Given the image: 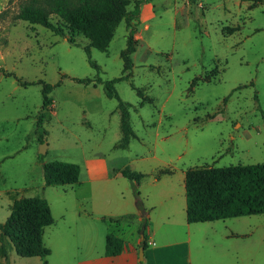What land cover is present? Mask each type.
Instances as JSON below:
<instances>
[{"label":"rangeland","instance_id":"1","mask_svg":"<svg viewBox=\"0 0 264 264\" xmlns=\"http://www.w3.org/2000/svg\"><path fill=\"white\" fill-rule=\"evenodd\" d=\"M135 1L128 0L127 11ZM194 1L143 0L131 20L137 39L133 68L129 79L114 83L133 130L122 148L117 99L107 97L100 84L74 79L96 76L82 48L88 40L67 28L61 36L17 19L31 0H0V67L14 74L0 72V222L10 212L8 198L39 195L41 187L47 189L55 221L72 204L70 186L43 184L42 168L34 165L41 149L43 161L73 162L81 172L96 165L97 171L127 166L144 173L138 190L147 203L159 199L148 182L160 169L172 171L164 175V187L176 198L181 172L188 168L264 162V0ZM49 18L63 25L57 16ZM231 28L237 30L227 34ZM127 30L123 19L104 50L91 48L102 80L121 75ZM69 36L79 46L69 44ZM15 76L54 85L51 103L41 107V85L21 86ZM123 181L115 188L130 187L128 179ZM198 225L203 226L190 231L189 264H264V214ZM155 226L159 244L165 225ZM172 228L177 240L185 237L180 225ZM111 231L125 240L134 235L131 226ZM76 239L66 254L46 228L43 242L50 254L45 258L18 256L4 240L8 262L0 255V264H75L89 242L80 233ZM177 261L185 263L182 257Z\"/></svg>","mask_w":264,"mask_h":264},{"label":"trees","instance_id":"2","mask_svg":"<svg viewBox=\"0 0 264 264\" xmlns=\"http://www.w3.org/2000/svg\"><path fill=\"white\" fill-rule=\"evenodd\" d=\"M142 1L136 0L133 9L127 11L128 0H31L22 6L16 14L17 19L30 24H40L55 34L65 36L64 28H67L71 32L83 35L88 40V43L82 48L89 65L96 70V76L74 79L85 85L100 84L107 97L117 99L121 128L118 147L122 148L129 143L133 136V130L128 121L129 112L126 103L119 98L114 83L119 80H127L131 75L133 68L131 55L135 51L137 42L135 27L132 26L131 20L138 16L139 5ZM191 2L195 1L191 0ZM52 14L62 21V26L51 22L49 16ZM123 19L127 22L128 30L125 47L120 51L122 73L119 77L102 80L98 75L99 66L91 58V48L104 50L116 27ZM236 30V28H231L226 33L231 34ZM66 40L69 44L79 46L70 36ZM0 72L4 75L14 76L13 73H6L1 67ZM15 79L21 86L40 84L41 107H46L51 103L48 94L54 85L46 83L42 79L21 81L16 76ZM132 88L134 87L132 86ZM140 105H143V101L140 102ZM38 160L41 163L45 186L72 185L78 181L80 172L78 164L61 160L43 161L42 154H38ZM120 171L129 180L135 206L140 212L139 232L143 234V238L139 245L145 249L147 246L145 230L148 226V209L145 208L138 190L140 181L145 174L131 170L127 166ZM171 172L167 168L160 169L155 173V177ZM184 189L187 223L264 214V162L188 168L184 173ZM52 222L51 209L45 198L22 196L13 199L6 220L0 222V255L8 262L4 247V240H7L18 256L42 258L48 256L50 249L43 242V232L44 228ZM124 249L125 242L122 238L110 233L105 236L104 253L106 256H116ZM177 262L175 264H178ZM43 264H47V261H44Z\"/></svg>","mask_w":264,"mask_h":264},{"label":"crops","instance_id":"3","mask_svg":"<svg viewBox=\"0 0 264 264\" xmlns=\"http://www.w3.org/2000/svg\"><path fill=\"white\" fill-rule=\"evenodd\" d=\"M34 165L41 167V163L37 158ZM95 167L96 165L91 168L85 167L83 172H79L78 181L75 184L68 185L70 186V192L73 193L72 204L59 215L60 223L53 219V222L48 225L50 227L46 226L44 228V230L51 228L54 231V234L59 238V242H61L60 247L65 253H69L67 250L68 244L73 240L77 241L78 233L87 237L89 242L86 244L85 256L80 260H76L75 264H172L177 262L178 257L184 258V264H189L190 231L203 226L198 224L213 221L186 222L185 171L181 172L180 175L183 183L180 192H177V196L180 193L178 206L175 203L177 198V196L175 198V191H172L169 187H164V182L168 181V179H163L164 175H169L172 172L160 174L157 177L153 174L149 180L148 185L155 188L159 199L152 203L142 200L145 208L148 209V226L145 230L147 246L143 249V259L140 260L139 243L143 238L139 232L140 212L135 206L128 184L125 183L123 189L115 188L116 184L124 183L123 180L127 178L121 174V169H116L111 173L105 168L97 171ZM140 183L141 186L142 180ZM66 190L63 189L64 194H61V197H65ZM45 192L47 193V189L41 187V194L28 196L43 197L48 202V196ZM22 196L18 194L16 198ZM7 201H10L8 204L11 206L13 200L8 198ZM79 219L81 220L80 226L77 223ZM156 224L165 225V229L159 237V244L154 241ZM174 224H178L181 229L186 230L184 238L179 240L175 238L178 233L172 228ZM117 226H131L134 231L133 238L125 240L120 235L114 234L124 240L125 249L116 256H106L104 253L105 236L107 233H112L111 230ZM75 245L74 249H77V243ZM71 254L74 255L73 252Z\"/></svg>","mask_w":264,"mask_h":264},{"label":"water","instance_id":"4","mask_svg":"<svg viewBox=\"0 0 264 264\" xmlns=\"http://www.w3.org/2000/svg\"><path fill=\"white\" fill-rule=\"evenodd\" d=\"M45 149H41L39 151L40 154H44L45 153ZM141 236L143 237V234H141ZM139 259L142 260L143 259V248L140 246L139 247Z\"/></svg>","mask_w":264,"mask_h":264},{"label":"built area","instance_id":"5","mask_svg":"<svg viewBox=\"0 0 264 264\" xmlns=\"http://www.w3.org/2000/svg\"><path fill=\"white\" fill-rule=\"evenodd\" d=\"M153 244V243H152Z\"/></svg>","mask_w":264,"mask_h":264}]
</instances>
